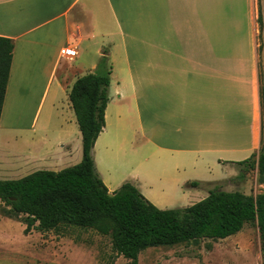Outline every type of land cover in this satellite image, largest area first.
I'll list each match as a JSON object with an SVG mask.
<instances>
[{"label": "crops", "instance_id": "1", "mask_svg": "<svg viewBox=\"0 0 264 264\" xmlns=\"http://www.w3.org/2000/svg\"><path fill=\"white\" fill-rule=\"evenodd\" d=\"M0 36L13 40L0 131L24 130L21 114L45 87L32 127L49 97L38 139L20 138L30 152L7 167L0 149V179L80 162L68 92L104 70L109 101L91 152L109 192L130 182L154 204L181 188L190 196L192 181L219 180L263 146L264 0H0ZM118 149L133 162L122 175L110 168Z\"/></svg>", "mask_w": 264, "mask_h": 264}, {"label": "trees", "instance_id": "2", "mask_svg": "<svg viewBox=\"0 0 264 264\" xmlns=\"http://www.w3.org/2000/svg\"><path fill=\"white\" fill-rule=\"evenodd\" d=\"M261 28V17H258ZM13 40L0 36V114L11 63ZM105 69V58L101 59ZM109 70L76 78L68 99L81 133L82 158L54 171L38 169L16 179H0V201L9 215L24 214L38 231H61L67 226L91 228L109 235L116 255L139 264L148 247L171 246L199 239H224L255 223L264 264V192L255 196L211 188L207 195L184 207L162 209L130 182L109 192L95 171L92 147L104 127L109 101ZM263 86H261V90ZM264 175V151L236 163ZM192 186L199 185L192 181ZM36 223V225H34Z\"/></svg>", "mask_w": 264, "mask_h": 264}, {"label": "rangeland", "instance_id": "3", "mask_svg": "<svg viewBox=\"0 0 264 264\" xmlns=\"http://www.w3.org/2000/svg\"><path fill=\"white\" fill-rule=\"evenodd\" d=\"M79 62L85 67L90 63V58L84 55ZM54 84L55 80L51 90L55 88ZM44 88L38 87L36 100L21 114L22 123L17 126L24 130L7 133L2 128L0 131V149L9 155L7 167L18 162L17 151L30 152L27 142L21 141L24 137L30 142L38 139L48 95L32 127L31 124ZM261 149L264 151V143ZM117 151L119 156L115 152V158L110 160V168L120 167L122 175L128 172L133 162L125 160L123 150ZM222 173L219 171L217 175ZM214 187L255 196L264 192V175L260 176L256 167L244 169L236 165L234 170L219 180L197 185L190 196L182 194L181 188L174 197L153 204L162 209L184 207L204 198L207 191ZM154 190L158 192V188ZM27 221L30 222L24 214L9 215L8 207L0 201V264H128L127 259L116 255L112 249L109 235L75 226H67L61 231L41 232L29 225V230L25 231ZM138 261L139 264H262L258 227L255 223H247L239 232L224 239L206 238L171 246L148 247L139 253Z\"/></svg>", "mask_w": 264, "mask_h": 264}, {"label": "built area", "instance_id": "4", "mask_svg": "<svg viewBox=\"0 0 264 264\" xmlns=\"http://www.w3.org/2000/svg\"><path fill=\"white\" fill-rule=\"evenodd\" d=\"M60 55L65 58L71 59L76 55V50L73 47L63 46L60 49Z\"/></svg>", "mask_w": 264, "mask_h": 264}]
</instances>
